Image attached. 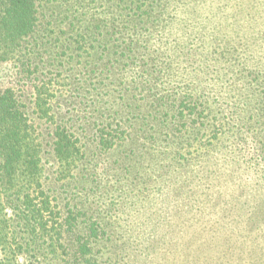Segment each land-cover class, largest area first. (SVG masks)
Listing matches in <instances>:
<instances>
[{
	"label": "rangeland",
	"instance_id": "obj_1",
	"mask_svg": "<svg viewBox=\"0 0 264 264\" xmlns=\"http://www.w3.org/2000/svg\"><path fill=\"white\" fill-rule=\"evenodd\" d=\"M163 1L174 10L157 28L142 16L136 17L134 25L129 24L133 11L121 8L116 0H69L68 14L78 21L76 28L83 27L93 15L127 20V31L122 36L116 34L122 39L115 42L120 43L128 34L138 38L137 47L156 76L150 78L147 91L177 97L202 94L203 105L216 116L210 115L209 122L221 119V108H236L238 104L246 110L264 107V0ZM51 2L38 8V31L22 41V59L31 70L30 84L48 75L55 56L58 75L49 97L55 108L69 115L78 108L74 102L80 98L87 105L99 100L103 107L113 102L117 87L109 79L77 76L72 83L74 67L93 56L71 52L78 47L74 42L70 49L61 47L69 37L59 34L67 28V19L52 17L57 8ZM111 42L104 39L100 43L109 46ZM19 57L0 55V89L16 87L15 72L22 63ZM70 57L72 63L67 62ZM125 88L134 104H147L139 87ZM32 89L27 90V96ZM255 111L264 117V110ZM134 115H129L133 124L137 120ZM246 116L236 123L248 122ZM263 117L259 120L264 121ZM150 124L139 134L153 143H145L142 137L140 145L128 151L132 174L113 176L107 188L90 196L92 188L83 178L70 183L77 201L87 199L92 216L104 217L111 225L112 231L96 247L99 258L103 256L102 264H264V158L255 154L259 142L252 133L245 130L244 144L236 143L232 134L236 125L221 144H210L205 141L207 135L194 139L189 129L184 133L187 127L183 137L174 138L165 136L172 132L163 125L155 129ZM134 126L137 129L138 125ZM260 126L251 132L262 130L264 123ZM259 133L264 134V130ZM107 157L101 159L113 166L116 155ZM49 158L48 153L46 167ZM93 163L89 158L74 171H90Z\"/></svg>",
	"mask_w": 264,
	"mask_h": 264
},
{
	"label": "trees",
	"instance_id": "obj_2",
	"mask_svg": "<svg viewBox=\"0 0 264 264\" xmlns=\"http://www.w3.org/2000/svg\"><path fill=\"white\" fill-rule=\"evenodd\" d=\"M51 1L0 0V55H16L22 59V41L38 31V8L44 5L43 2ZM116 1L123 6L121 8L133 11L134 15L128 20L133 25L136 17L142 16L157 28L171 17L170 12L174 10L163 0ZM58 2H51L57 8L52 17L67 19L64 23L67 28L59 34L69 36L62 38L65 42L61 47L70 49L73 42L77 43L78 47L71 52H87L92 54L91 60L95 59L94 63L86 60L74 67L75 72L70 73L72 83L77 76L84 80L109 79L110 84L117 87V93L113 94V102L104 107L99 100L87 105L80 98L74 102L78 106L74 113L67 115L55 108L49 99L52 96L50 87L58 75L55 56L50 60L48 75L33 84H30L29 64L20 60L21 69L15 72L20 84L15 81L16 87L0 89V264H102L100 258L103 256L99 258L96 247L100 239L112 231L111 225L104 217L92 216V205L87 199L77 201L69 189L70 183L83 178L92 188L90 196L107 188L113 176L130 174L132 156L128 151L140 145L142 137L145 143H153L139 134L150 123L155 129L162 125L168 128L172 133L166 134L167 137L180 138L190 130L194 139L207 135L205 141L210 144H221L224 136H228L227 132L237 125L232 133L235 142L244 144L246 138L242 134L245 130L252 133L259 142L255 154L264 158V134L259 133L264 128L251 132L260 129L264 123L259 120L263 117L262 112L255 111L264 110L263 106L247 110L239 104L236 108H221V119L217 117L209 122L208 117L215 114L203 105L202 94L192 92V95L186 93L177 97L148 92L150 78L156 76L153 66L137 47L138 38L128 34L120 43L115 42L122 39L116 34L122 36L127 31V20L116 21L109 15L106 18L93 15L83 27L76 28L78 21L69 18V0ZM104 39L113 42L106 46L109 42L100 43ZM69 60L71 57L67 62ZM21 80L28 85L22 84ZM127 85L139 87L142 98L148 99L147 104H134L133 96L130 97L125 88ZM32 86L31 96H27V90ZM130 113L137 118L135 124L130 120ZM247 114L245 119L248 122L239 126L236 120ZM190 117L192 121L188 120ZM134 125H138L137 129ZM184 127H187L185 132ZM45 151L50 157L47 167ZM114 155L117 160L113 166L110 161L101 159ZM89 158L94 161L89 166L90 171H74ZM84 195L88 196V193Z\"/></svg>",
	"mask_w": 264,
	"mask_h": 264
}]
</instances>
